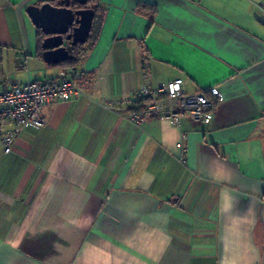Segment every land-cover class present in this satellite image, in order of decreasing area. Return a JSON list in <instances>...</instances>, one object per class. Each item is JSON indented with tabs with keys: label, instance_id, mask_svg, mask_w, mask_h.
<instances>
[{
	"label": "crops",
	"instance_id": "0c3cea01",
	"mask_svg": "<svg viewBox=\"0 0 264 264\" xmlns=\"http://www.w3.org/2000/svg\"><path fill=\"white\" fill-rule=\"evenodd\" d=\"M0 0V91L50 79L28 5ZM78 95L0 147V264H264V7L95 0ZM181 78L208 121L135 125L106 102Z\"/></svg>",
	"mask_w": 264,
	"mask_h": 264
},
{
	"label": "built area",
	"instance_id": "2783aa9c",
	"mask_svg": "<svg viewBox=\"0 0 264 264\" xmlns=\"http://www.w3.org/2000/svg\"><path fill=\"white\" fill-rule=\"evenodd\" d=\"M80 76L78 70L60 69L53 78L3 88L0 91V147L3 151L12 150L21 129L37 128L46 123L42 115L45 106L56 101L68 102L76 97V81ZM220 99L221 93L217 88L208 92L186 93L183 80L175 78L156 87L143 86L135 98L122 97L106 102L105 106L128 109L125 118L135 125L157 118L177 127L183 119L208 121Z\"/></svg>",
	"mask_w": 264,
	"mask_h": 264
},
{
	"label": "water",
	"instance_id": "95a60500",
	"mask_svg": "<svg viewBox=\"0 0 264 264\" xmlns=\"http://www.w3.org/2000/svg\"><path fill=\"white\" fill-rule=\"evenodd\" d=\"M74 3L82 7L73 8ZM87 4L88 0H56L26 7L31 22L45 36L41 42L45 63L64 62L71 47L86 42L95 15L94 8Z\"/></svg>",
	"mask_w": 264,
	"mask_h": 264
},
{
	"label": "trees",
	"instance_id": "16d2710c",
	"mask_svg": "<svg viewBox=\"0 0 264 264\" xmlns=\"http://www.w3.org/2000/svg\"><path fill=\"white\" fill-rule=\"evenodd\" d=\"M56 0H53L52 2H55ZM95 0H88V4L87 6L90 7V5L93 4ZM73 8H80L82 6L74 3L72 4ZM95 10V9H94ZM95 12H97V10H95ZM36 36H37V43L38 46L40 47L41 42L43 40V38L45 37L44 34L41 32V30L39 28L36 29ZM83 56V44H77L76 46H73L70 48L69 50V55L67 57V59L57 65L62 66V69H72V70H76L75 66L78 64V62L81 60V57ZM81 77V76H80ZM79 77V78H80ZM139 104V107L141 106V101L137 102Z\"/></svg>",
	"mask_w": 264,
	"mask_h": 264
},
{
	"label": "rangeland",
	"instance_id": "374dc122",
	"mask_svg": "<svg viewBox=\"0 0 264 264\" xmlns=\"http://www.w3.org/2000/svg\"><path fill=\"white\" fill-rule=\"evenodd\" d=\"M261 7H264V0H256Z\"/></svg>",
	"mask_w": 264,
	"mask_h": 264
}]
</instances>
